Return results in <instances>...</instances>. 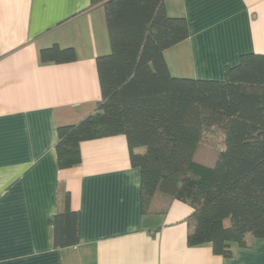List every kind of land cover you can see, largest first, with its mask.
I'll use <instances>...</instances> for the list:
<instances>
[{"label":"crops","instance_id":"obj_1","mask_svg":"<svg viewBox=\"0 0 264 264\" xmlns=\"http://www.w3.org/2000/svg\"><path fill=\"white\" fill-rule=\"evenodd\" d=\"M188 37L164 51L177 77L222 80L244 53L264 54V0H164ZM72 47L75 59L41 63L39 50ZM110 50L103 7L91 0H0V264H264V239L232 255L188 246L192 208L174 199L143 212L140 170L123 134L84 140L81 162L57 166V127L101 97L96 58ZM139 151L142 148L138 149ZM69 193L78 241L56 248L51 217Z\"/></svg>","mask_w":264,"mask_h":264},{"label":"trees","instance_id":"obj_2","mask_svg":"<svg viewBox=\"0 0 264 264\" xmlns=\"http://www.w3.org/2000/svg\"><path fill=\"white\" fill-rule=\"evenodd\" d=\"M99 4L110 46L96 58L101 97L57 127L58 168L81 162L82 141L123 134L142 211L163 213L174 199L192 208L188 246L230 257L247 235L264 239V54H242L222 80L172 76L164 51L188 37L184 17L169 16L164 0H91ZM74 59L72 47L39 50L41 63ZM50 223L54 247L77 243L68 192Z\"/></svg>","mask_w":264,"mask_h":264}]
</instances>
